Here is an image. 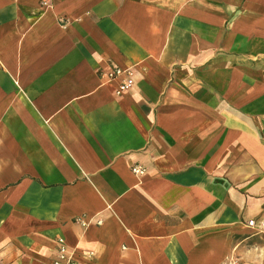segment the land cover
Returning <instances> with one entry per match:
<instances>
[{
	"label": "crops",
	"instance_id": "0c3cea01",
	"mask_svg": "<svg viewBox=\"0 0 264 264\" xmlns=\"http://www.w3.org/2000/svg\"><path fill=\"white\" fill-rule=\"evenodd\" d=\"M59 236L77 264H264V0H0V264Z\"/></svg>",
	"mask_w": 264,
	"mask_h": 264
},
{
	"label": "built area",
	"instance_id": "2783aa9c",
	"mask_svg": "<svg viewBox=\"0 0 264 264\" xmlns=\"http://www.w3.org/2000/svg\"><path fill=\"white\" fill-rule=\"evenodd\" d=\"M105 77L104 81H112L119 79L117 84L116 92L121 94L131 88L134 84V75L133 69L131 67H115L110 71H107L103 74ZM135 173H144L145 169L140 165H135L133 167ZM255 220L250 219L248 223L254 225ZM57 241V255L56 257L48 264H77V260L73 253L69 251L66 240L63 236H59L56 239Z\"/></svg>",
	"mask_w": 264,
	"mask_h": 264
}]
</instances>
